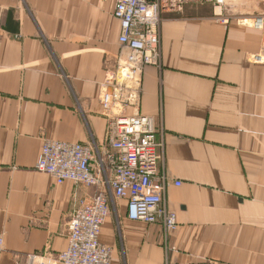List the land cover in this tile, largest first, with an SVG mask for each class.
<instances>
[{
    "label": "crops",
    "instance_id": "1",
    "mask_svg": "<svg viewBox=\"0 0 264 264\" xmlns=\"http://www.w3.org/2000/svg\"><path fill=\"white\" fill-rule=\"evenodd\" d=\"M219 9L164 12L161 66L128 78L112 0H0V264L67 249L71 212L97 190L38 171L41 148L104 155L113 114L153 117L178 228L131 220L127 200H113L100 234L111 264H264V30Z\"/></svg>",
    "mask_w": 264,
    "mask_h": 264
},
{
    "label": "built area",
    "instance_id": "2",
    "mask_svg": "<svg viewBox=\"0 0 264 264\" xmlns=\"http://www.w3.org/2000/svg\"><path fill=\"white\" fill-rule=\"evenodd\" d=\"M110 1V0H103ZM113 15L120 21L119 43L128 50L129 78L146 66H161V24L164 12H178L188 3L210 2L223 8L226 0H112ZM252 24L264 30V15L254 17ZM263 60L261 54L254 56ZM125 85L106 90L102 106L110 111L119 101ZM153 117L147 115L113 114L109 116L106 144L108 151L98 154L85 143L45 140L36 169L53 177L57 184L71 181L95 187L89 200H82L71 212L68 247L57 259L45 260L31 254L27 264H111L112 249L100 241L102 226L112 213L116 199L128 202L127 217L147 224L159 223L166 233L177 230L175 212L165 199L167 177L160 174L164 144L158 142ZM180 185V183H176ZM4 238L0 233V250ZM166 264H186L170 263ZM202 264H215L206 260Z\"/></svg>",
    "mask_w": 264,
    "mask_h": 264
},
{
    "label": "rangeland",
    "instance_id": "3",
    "mask_svg": "<svg viewBox=\"0 0 264 264\" xmlns=\"http://www.w3.org/2000/svg\"><path fill=\"white\" fill-rule=\"evenodd\" d=\"M226 6H230L231 8H222L218 11L220 14H225L226 12L230 14H238L242 15L243 17H249L254 19V17L262 16L264 13L260 11L264 8V0H226ZM234 2L236 4L234 5ZM234 7V8H233ZM234 9V10H233ZM217 11V10H216Z\"/></svg>",
    "mask_w": 264,
    "mask_h": 264
},
{
    "label": "bare ground",
    "instance_id": "4",
    "mask_svg": "<svg viewBox=\"0 0 264 264\" xmlns=\"http://www.w3.org/2000/svg\"><path fill=\"white\" fill-rule=\"evenodd\" d=\"M121 26V25H120Z\"/></svg>",
    "mask_w": 264,
    "mask_h": 264
}]
</instances>
